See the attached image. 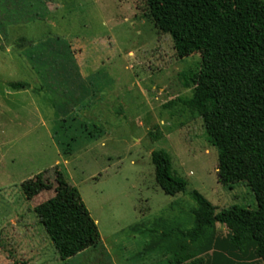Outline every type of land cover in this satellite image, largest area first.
I'll return each instance as SVG.
<instances>
[{
    "label": "rangeland",
    "instance_id": "1",
    "mask_svg": "<svg viewBox=\"0 0 264 264\" xmlns=\"http://www.w3.org/2000/svg\"><path fill=\"white\" fill-rule=\"evenodd\" d=\"M145 12V0H0V264H262L225 225L194 233L195 190L217 212L258 203L247 183H219L203 119L182 105L200 55L179 58ZM24 35L36 45L16 44ZM77 64L81 80L55 93L70 74L49 67ZM158 150L188 193L158 185Z\"/></svg>",
    "mask_w": 264,
    "mask_h": 264
},
{
    "label": "trees",
    "instance_id": "2",
    "mask_svg": "<svg viewBox=\"0 0 264 264\" xmlns=\"http://www.w3.org/2000/svg\"><path fill=\"white\" fill-rule=\"evenodd\" d=\"M145 3L144 16L159 32L170 35L179 58L200 55L198 69L182 75L193 95L181 102L203 119L208 140L218 151L219 183L227 187L247 183L258 203L256 210L235 205L217 212L213 203L195 190L191 192L198 205L194 233L201 237L206 229L225 225L237 247L247 240L254 242L255 252L264 264V0H145ZM69 51L62 62L77 63L74 50ZM76 66L49 67L70 74L68 84L55 93L81 80ZM9 87L22 90L28 83L12 82ZM152 162L156 181L167 195L188 193V182L177 174L166 150L153 152ZM101 244L98 239L88 246L97 249ZM81 250H72L71 256ZM179 264H206V261L199 258Z\"/></svg>",
    "mask_w": 264,
    "mask_h": 264
},
{
    "label": "crops",
    "instance_id": "3",
    "mask_svg": "<svg viewBox=\"0 0 264 264\" xmlns=\"http://www.w3.org/2000/svg\"><path fill=\"white\" fill-rule=\"evenodd\" d=\"M50 26L52 27V28H56V29H58V30H60L61 29V26L60 25H58L57 24V22H55V21H52V20H50ZM3 35V34H2ZM4 38H5V35L3 36ZM16 38L18 39L17 41L18 42H16V44H18L19 46H21V47H24V46H29V47H33V46H35L36 45V43L34 42V38H32V37H28V36H26V35H24V36H16ZM44 44L46 43V42H43ZM15 44V45H16ZM35 49V48H34ZM22 52H24L25 54L27 53H31L32 51L31 50H25L24 49V51H22ZM32 54H34L33 52H32ZM30 61L32 62V60L30 59ZM33 71H38V70H43V69H41L40 67H36V66H29Z\"/></svg>",
    "mask_w": 264,
    "mask_h": 264
}]
</instances>
